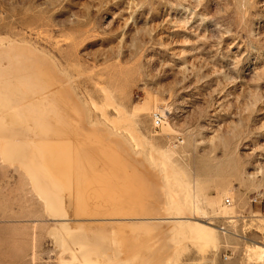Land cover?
I'll use <instances>...</instances> for the list:
<instances>
[{
    "label": "rangeland",
    "instance_id": "1",
    "mask_svg": "<svg viewBox=\"0 0 264 264\" xmlns=\"http://www.w3.org/2000/svg\"><path fill=\"white\" fill-rule=\"evenodd\" d=\"M263 205L264 0H0V264H264Z\"/></svg>",
    "mask_w": 264,
    "mask_h": 264
},
{
    "label": "crops",
    "instance_id": "2",
    "mask_svg": "<svg viewBox=\"0 0 264 264\" xmlns=\"http://www.w3.org/2000/svg\"><path fill=\"white\" fill-rule=\"evenodd\" d=\"M256 210H258V214H261V215H264V212H263V210L261 209V208H255ZM254 209V210H255ZM253 210V212H255ZM256 232H254L253 234H255ZM252 233L251 234H249V238L247 237V238H243V240L245 241V242H250V243H252L253 245H251V246H255V245H258V246H262V245H260V244H254V242H256L255 240H254V238L256 237L255 235H253ZM256 235H257V238H264V234H259V233H256ZM248 258L247 257H245L244 255H235L234 256V258L231 260V262H229V264H241L242 262H245V263H247L248 262V260H247ZM252 259H254V257H252ZM225 261H228V259L227 260H225ZM257 263H259V261L257 260V259H255V260H253L252 261V264H257Z\"/></svg>",
    "mask_w": 264,
    "mask_h": 264
},
{
    "label": "built area",
    "instance_id": "3",
    "mask_svg": "<svg viewBox=\"0 0 264 264\" xmlns=\"http://www.w3.org/2000/svg\"><path fill=\"white\" fill-rule=\"evenodd\" d=\"M161 122H162V116L160 115V114H157L156 116H155V123H156V125H160L161 124ZM227 201V204L228 205H231V201L230 200H226ZM257 203V202H256ZM262 210H263V212H264V205H263V208H261ZM221 230L223 231V233H228V231L225 229V228H221ZM224 259L225 260H227L228 259V257H224Z\"/></svg>",
    "mask_w": 264,
    "mask_h": 264
},
{
    "label": "bare ground",
    "instance_id": "4",
    "mask_svg": "<svg viewBox=\"0 0 264 264\" xmlns=\"http://www.w3.org/2000/svg\"><path fill=\"white\" fill-rule=\"evenodd\" d=\"M105 168H107V167H105ZM30 169H31V168H30ZM103 171H105V170H103ZM105 172H106V171H105ZM107 172H109V171H107ZM32 175H33V174H32ZM130 175H131V173H130ZM131 177H132V176H131ZM132 179L135 180V182H136V181L139 182V174H138V172H135V173H134ZM42 180H43V179H42ZM133 180H132V181H133ZM44 188H46V187H44ZM49 188H50V187H49ZM45 190H46V189H45ZM48 191H49V190H48ZM88 194H89V193H88ZM89 195H90V194H89ZM211 229L215 231L214 228H211ZM214 231H213V232H214ZM215 233H216V232H215ZM259 248H261V249L263 248V249H264V247H262V246H260ZM253 250L255 251V248H254ZM263 254H264V250H263Z\"/></svg>",
    "mask_w": 264,
    "mask_h": 264
}]
</instances>
